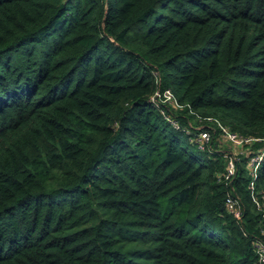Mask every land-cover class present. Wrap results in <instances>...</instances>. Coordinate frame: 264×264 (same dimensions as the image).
I'll return each instance as SVG.
<instances>
[{"label":"trees","instance_id":"16d2710c","mask_svg":"<svg viewBox=\"0 0 264 264\" xmlns=\"http://www.w3.org/2000/svg\"><path fill=\"white\" fill-rule=\"evenodd\" d=\"M167 87L180 126L263 139L264 0H0V264L256 262L243 164L237 220Z\"/></svg>","mask_w":264,"mask_h":264},{"label":"built area","instance_id":"2783aa9c","mask_svg":"<svg viewBox=\"0 0 264 264\" xmlns=\"http://www.w3.org/2000/svg\"><path fill=\"white\" fill-rule=\"evenodd\" d=\"M150 101L155 106H164V110H160L164 119L169 122L175 129L185 131L188 135V141L195 144L200 150L206 151L210 158L215 157L219 153L224 157L225 164L223 171L216 175L217 182L224 185H230L231 190L224 199L225 209L235 219L241 220L244 215L245 207L241 197L233 190V181L236 178L238 168L243 164L250 180L247 184L251 200L256 210L264 219V195L258 197L259 192L255 191V180L264 160V145L253 150L254 141L264 142V138H246L233 131L221 123L215 117H201L195 114L199 124L188 122L187 127L180 126L178 120L168 110H177L183 107L179 104L176 96L170 87L160 91L156 90L150 97ZM207 121V124L202 123ZM228 144L229 147H223L222 144ZM244 159V160H243ZM251 238V247L256 256V262L253 264H264V227L259 228Z\"/></svg>","mask_w":264,"mask_h":264},{"label":"rangeland","instance_id":"374dc122","mask_svg":"<svg viewBox=\"0 0 264 264\" xmlns=\"http://www.w3.org/2000/svg\"><path fill=\"white\" fill-rule=\"evenodd\" d=\"M222 146L224 147H229V145L228 144H226V143H224V144H222Z\"/></svg>","mask_w":264,"mask_h":264}]
</instances>
